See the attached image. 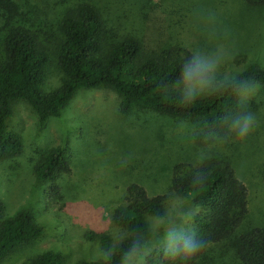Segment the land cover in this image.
<instances>
[{"label":"rangeland","instance_id":"obj_1","mask_svg":"<svg viewBox=\"0 0 264 264\" xmlns=\"http://www.w3.org/2000/svg\"><path fill=\"white\" fill-rule=\"evenodd\" d=\"M80 4L101 11L110 43L132 36L152 47L219 48L230 57L226 69L241 73L253 63L264 67V7L252 8L245 0H0V56L10 28L29 29L49 52L43 91L59 88L62 21ZM121 99L110 86L81 88L44 126L27 101L13 103L7 123L20 133L24 147L20 155L0 160L2 214L8 218L30 211L43 233L0 264H29L46 251L61 252L62 264L102 259L101 250L107 248L100 234H108L112 243L116 234H128L113 221L114 210L126 203V187L136 182L151 195L167 193L174 166L198 162L196 154L204 147L198 135L205 126L202 119L140 107L122 113ZM249 107L256 125L248 137L211 148V156L231 160L246 183L249 215L229 238L205 249L201 264H244L237 255V237L247 228L264 226V89ZM53 146L64 148L71 167L58 179L59 196L50 195L47 181L35 171Z\"/></svg>","mask_w":264,"mask_h":264},{"label":"trees","instance_id":"obj_2","mask_svg":"<svg viewBox=\"0 0 264 264\" xmlns=\"http://www.w3.org/2000/svg\"><path fill=\"white\" fill-rule=\"evenodd\" d=\"M245 1L252 8L264 7V0ZM106 25L101 11L92 4H80L67 12L62 21L65 39L57 50L63 71L62 84L49 92L43 91L49 52L38 42V36L24 27H12L7 31L0 56V160L18 156L23 151L20 133L9 129L7 123L17 100H25L34 108L41 126L47 123L49 116L59 117L77 90L101 86L113 87L121 94L122 113L140 107L212 124L233 107L234 98L229 92L180 107L175 95L163 86L179 76L180 65L191 50L181 45L152 47L147 41L132 36L110 43ZM241 74L264 85V67L253 63ZM198 169L208 173V180L205 187L197 191L191 187V178ZM35 171L38 178L47 181L50 195L59 196L58 179L71 171L64 148L51 147ZM169 189L167 193L151 195L141 184L130 183L126 187V203L113 212L114 223L127 230L128 235L143 233L146 218L162 209L169 193L178 192L203 205L197 225L210 245L229 238L249 215V189L226 157L211 156L202 165L179 162L174 166ZM3 210L4 204L0 201V259L43 233L30 211L4 218ZM95 235L90 234V237ZM98 237L105 248L110 247L112 239L108 234L102 233ZM127 244L125 240L110 264L119 262ZM236 247L238 258L244 264H264V226L242 231ZM204 251L190 264H201L199 257ZM62 262L61 252L46 251L32 258L29 264ZM77 264H104V261L82 260Z\"/></svg>","mask_w":264,"mask_h":264},{"label":"clouds","instance_id":"obj_3","mask_svg":"<svg viewBox=\"0 0 264 264\" xmlns=\"http://www.w3.org/2000/svg\"><path fill=\"white\" fill-rule=\"evenodd\" d=\"M228 53L223 49L205 50L194 48L181 63L179 76L163 87L171 91L180 107H188L198 101L229 92L234 98L233 107L212 124L205 123L199 129L204 147L196 154L202 165L211 157L214 145L224 144L233 138L244 140L254 130L256 114L250 110V102L256 98L264 85L252 77H244L236 69H226ZM186 122H182V126ZM208 180V173L198 169L191 178V187L201 190ZM203 205L188 200L183 194L171 192L166 196L160 211L149 215L145 232L118 233L113 243L101 250L104 264L128 241L120 255V264H190L210 241L198 228L197 219Z\"/></svg>","mask_w":264,"mask_h":264}]
</instances>
